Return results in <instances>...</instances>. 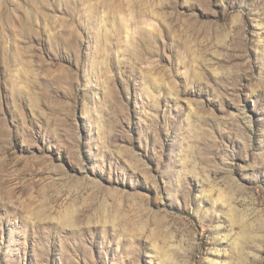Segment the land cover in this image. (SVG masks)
<instances>
[{
  "label": "rangeland",
  "instance_id": "1",
  "mask_svg": "<svg viewBox=\"0 0 264 264\" xmlns=\"http://www.w3.org/2000/svg\"><path fill=\"white\" fill-rule=\"evenodd\" d=\"M0 264H264V0H0Z\"/></svg>",
  "mask_w": 264,
  "mask_h": 264
}]
</instances>
